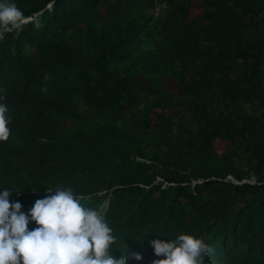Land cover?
I'll return each instance as SVG.
<instances>
[{
    "label": "trees",
    "instance_id": "obj_1",
    "mask_svg": "<svg viewBox=\"0 0 264 264\" xmlns=\"http://www.w3.org/2000/svg\"><path fill=\"white\" fill-rule=\"evenodd\" d=\"M10 2L32 18L0 41L10 202L71 187L128 264L181 233L264 264V0Z\"/></svg>",
    "mask_w": 264,
    "mask_h": 264
},
{
    "label": "clouds",
    "instance_id": "obj_2",
    "mask_svg": "<svg viewBox=\"0 0 264 264\" xmlns=\"http://www.w3.org/2000/svg\"><path fill=\"white\" fill-rule=\"evenodd\" d=\"M23 12L10 0H0V41L6 34L22 29ZM46 91V89H45ZM0 96V101L4 100ZM6 104L0 103V141L11 135V117ZM10 189L0 190V264H128L139 254H125L117 247L118 237L110 227L107 209L86 206L85 197L71 187L47 189L27 214L19 202H10ZM30 222L37 226L29 229ZM152 264H205L215 249L202 237L181 233L168 240L150 241ZM120 251L117 258L112 249Z\"/></svg>",
    "mask_w": 264,
    "mask_h": 264
},
{
    "label": "bare ground",
    "instance_id": "obj_3",
    "mask_svg": "<svg viewBox=\"0 0 264 264\" xmlns=\"http://www.w3.org/2000/svg\"><path fill=\"white\" fill-rule=\"evenodd\" d=\"M221 239H222V237H221L219 240H221ZM135 246H136V245H135ZM223 246L225 247V245H223ZM239 246H240V245H239ZM136 248H137V246H136ZM136 248H135V249H136ZM230 252H232V250H231ZM234 253H235V252H234ZM235 254H236V253H235ZM226 255H227V254H226Z\"/></svg>",
    "mask_w": 264,
    "mask_h": 264
}]
</instances>
